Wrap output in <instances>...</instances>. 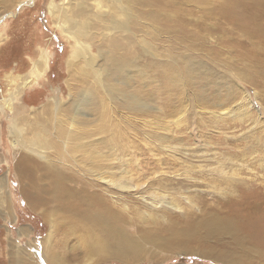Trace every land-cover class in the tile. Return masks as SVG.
<instances>
[{
  "label": "rangeland",
  "instance_id": "1",
  "mask_svg": "<svg viewBox=\"0 0 264 264\" xmlns=\"http://www.w3.org/2000/svg\"><path fill=\"white\" fill-rule=\"evenodd\" d=\"M138 1L130 32H124L117 48L120 61L106 55L104 27L95 30L90 49L105 73L101 87L93 76L78 79L75 42L51 14L63 0H0V90L5 93L0 102L25 86L21 98L29 108L23 111L16 102L19 122L28 130L25 139L49 140L48 163L89 183L91 175L84 171L90 163L98 169L104 163H129L135 180L167 174L155 184L157 191L184 206L192 195L196 203L187 213L160 211L129 195L130 210L119 208L115 224L100 216L86 230L83 224L63 222L49 248L64 264H264L243 232L206 226L236 207L240 190L234 193L216 173L203 174L207 182L192 187L185 173L191 163L205 170L244 163L253 172L245 170L241 179L253 178L252 188L264 193V28L247 30L264 25V7L255 0ZM249 14L253 21H243ZM44 54L50 60L46 79L40 76ZM81 96L95 102L79 112L72 100ZM54 100L62 105L57 116L49 110ZM245 109L251 121L216 119L224 110ZM12 114L0 104V264H49L43 251L59 210L48 211L54 216L46 221L43 211L28 202L35 191L15 166L24 156L46 162L19 146ZM67 118L77 120L71 141ZM68 163H78L82 173ZM38 183L47 186L39 177ZM46 190L41 198L57 208ZM122 240L143 250L139 261L115 258V244ZM57 241L63 245L57 248Z\"/></svg>",
  "mask_w": 264,
  "mask_h": 264
},
{
  "label": "bare ground",
  "instance_id": "2",
  "mask_svg": "<svg viewBox=\"0 0 264 264\" xmlns=\"http://www.w3.org/2000/svg\"><path fill=\"white\" fill-rule=\"evenodd\" d=\"M138 2V0H63V4L54 6L51 9V14L54 17L56 26L61 29L62 33L75 42L73 55L76 54L75 58L78 63H73V65L75 67H80L78 78L80 81L93 76L97 84L104 87L103 80L105 73L97 66V58L90 49V44L95 40V30L98 26L104 27L102 43L107 44L108 51L106 55L112 59L114 57L117 62L120 61L121 57L117 52L120 38L128 34L124 32H130V26L132 25L133 19L136 18L134 5ZM255 3L264 7V0H255ZM252 17L253 15L251 14L243 15L242 20L252 22ZM257 28H264V25L258 24L256 28H251L248 25L247 30H255ZM260 32L264 33V29H261ZM44 56L45 65L40 76L46 79L50 69V60L48 55L44 54ZM100 58L104 59L103 52ZM70 65H72V62ZM29 88L30 86L27 90ZM24 89L25 86L18 87V89H16V91L14 90L7 98L4 97L0 104L4 110L13 113L12 134L16 136L19 146L29 155L35 156L46 162L37 163L34 159L24 156L20 158L15 166L20 177L28 181L30 187L35 191V194L29 196L28 202H30L31 207L42 210L44 213L43 217L46 221L49 220V217L51 218L54 216H49L48 211L53 209L55 211L59 210V217L55 219V221H52L54 225L45 241V244L48 246V248L45 247L46 249L43 251L45 260L47 261L46 263L64 264L63 259L59 257L56 251L49 248L52 247L53 236L60 234L59 227L62 226L63 222H75L77 225L83 224L85 226H82V229L86 230V225H89L97 216H100L107 224L110 223L113 225V223L115 224V220L121 217L122 211H120L119 208L125 211L130 210V205L127 204V197L129 195L132 196V198H139L145 204H142L143 207L160 211L168 209L179 213H187L190 209L196 207L195 199L192 195L191 197L185 198L187 205L184 206L170 195L157 191L158 189L155 188V184H161V182L165 180L167 174L154 173L153 177L149 179L150 181H142L140 179L135 180L132 171L129 170L127 166L129 163H127L126 166H121L120 163H104V166H101L100 169L95 167L96 163H90L87 170L84 171L87 172L88 175H91V183H89L74 177L72 173H69L70 175L65 174L60 167H55L54 163H48L49 140L48 145L46 140H37L34 142L25 139L28 130L21 126L19 122L22 113H19L20 111L17 110L16 102H18L21 107H24H22L23 111H28L29 108H26L27 106L24 104L25 98L24 100L21 98ZM0 94H5L4 90H0ZM15 99L18 101H15ZM94 102V98L81 96L78 100H72V106H74V108L76 106V109L82 112L84 108L92 106ZM61 107L62 105H60L57 100H54L51 105L49 104V110L52 112V115L54 114L55 116L60 114L62 111ZM33 111L35 112L36 110L33 109ZM238 113L235 114V112L224 110L216 119L224 120L225 118H231L235 120L236 118L241 122L252 120L250 119V112L247 109ZM67 120H69L68 126L71 141V135L77 131V120L71 118H67ZM60 124L61 122H59V125ZM28 127L32 128L34 125L29 124ZM166 128L169 131L171 130V127ZM45 130L47 129L45 128ZM42 135L41 133L39 138H41ZM80 142L81 141L77 143ZM63 145L64 149L68 150L69 142H64ZM74 147L75 150L79 148L76 144ZM59 164L65 166L64 163ZM68 164L70 165L66 166L73 171H83L78 163ZM245 170L251 173L253 172V170L249 169L244 163H230L227 166L220 165L214 170H205L203 166L191 163L189 170L185 173L186 180L192 184V187L207 182L204 180L203 174L208 173L212 175L216 173L221 181L228 186L232 185L234 187V193L237 192V189L240 190L239 201L234 203V205H236V207H234L235 209L229 210L223 218L210 219L206 223V226L208 229H215V231L225 230L232 233L243 232L249 238L252 245L258 249L261 257L264 258V193H260L258 190L252 188L249 180L253 178L248 177L246 180L241 179ZM41 172H43L44 175H39ZM81 173L82 172H80V174ZM194 173L200 174V176H197L200 178H195L193 176ZM83 176L86 175L83 174ZM38 177L40 179H45V181H47V186L41 188L38 183ZM71 182H73L72 185ZM46 187L47 190H49H46V192L51 194L52 203L55 204L57 208H51L49 203L47 202L46 204L44 199L41 198L40 195H42V191H45ZM3 188L2 182L1 189ZM1 193L2 191L0 194ZM22 231L23 234H26V232L24 233L25 229ZM79 236L84 238L86 235L82 232ZM122 242L123 240L115 244L116 246L113 251L115 258H128L130 260L139 261L143 255V250L139 249L138 246H127ZM61 245H63L62 242L57 241L56 247L58 248ZM132 252L136 253L131 256L130 253ZM225 263L239 264L238 262L232 263L231 261Z\"/></svg>",
  "mask_w": 264,
  "mask_h": 264
}]
</instances>
